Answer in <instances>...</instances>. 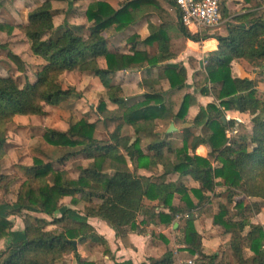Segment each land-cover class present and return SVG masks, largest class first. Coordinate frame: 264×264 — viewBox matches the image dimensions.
I'll list each match as a JSON object with an SVG mask.
<instances>
[{"label": "trees", "instance_id": "16d2710c", "mask_svg": "<svg viewBox=\"0 0 264 264\" xmlns=\"http://www.w3.org/2000/svg\"><path fill=\"white\" fill-rule=\"evenodd\" d=\"M71 1L44 0L29 12L26 24L0 25V31L11 33L17 28L23 33L32 54L42 64L34 82L26 80L20 85L13 77H0V184L7 179L1 173V161L8 127L17 117H41L47 106L60 107L75 98L72 88H64L65 74L79 72L99 78L106 99L99 102L97 112L103 124L110 122L115 130L110 141H100L95 137L96 123L70 114L68 130L48 129L44 133L46 148L38 150L41 157L33 158L32 165L22 168L25 181L16 201L6 215L0 214V241H8L0 251V264H68L70 256L76 264H92L83 260L73 245L100 239L85 219L102 220L122 239L130 234L146 235L151 226L172 227L179 215L182 219L176 231L181 233L178 243L183 246L179 250L190 258L196 256L195 264H264V226L253 224V216L246 214V210L259 214L264 208V95L257 81L236 77L233 71L238 61L264 70V0H243L244 12L235 15L224 6L225 35L190 32L181 24L174 0H131L119 9L107 1H94L85 12L89 28L65 26L57 37L50 36L55 29L54 3ZM150 16L158 17L160 24L148 22L146 39L138 34L129 37V53L109 50L107 36ZM208 40H216L218 48L207 54L195 88L201 97H213L215 102L200 107L192 121H183L196 101L190 94L183 96L173 115L175 121L184 124L181 144L177 145L172 133L161 138L154 131L157 119L173 113L175 102L170 95L182 91L188 80L184 66L168 62L178 58L185 42ZM154 45L157 51L152 54L149 50ZM100 61L105 68L100 67ZM157 68L159 73L154 77ZM135 69L146 72L138 84L144 94L127 102L122 87L112 84V79L119 72ZM164 82L168 91L162 88ZM225 111L249 115L251 129L233 120L224 123ZM124 127L131 129L133 136L116 135ZM143 139L148 141L146 152L141 148ZM201 145L210 149L207 158L195 154ZM79 156L89 164L74 179L62 167ZM44 158L52 161L45 162ZM160 167L163 173L159 177L139 173ZM170 175L189 177L199 188L168 182ZM217 188H222L228 200L219 205L212 222L223 229L229 241L222 256H209L204 253L196 222L201 211L211 207L206 194H216ZM65 199L73 205L84 203L80 211L83 220L63 209ZM233 204L237 215H231ZM58 212L60 218L56 217ZM24 213V230L13 239L14 223L9 218ZM51 225L60 227L62 233L49 231ZM159 238L167 250L162 259L151 260L150 264H174L175 251L169 248V240L163 235Z\"/></svg>", "mask_w": 264, "mask_h": 264}, {"label": "rangeland", "instance_id": "374dc122", "mask_svg": "<svg viewBox=\"0 0 264 264\" xmlns=\"http://www.w3.org/2000/svg\"><path fill=\"white\" fill-rule=\"evenodd\" d=\"M96 0H72L70 3H54V8L57 10L53 18L54 25H57L50 35L52 37H57L61 33L63 27L69 26H81L82 22L85 23V12L88 5L91 2ZM44 2V0H5L3 1L2 6L0 7V25L6 24L10 26H16L19 24H26L28 21V14L31 10L38 7ZM115 4H111L114 8L117 7L118 2L115 1ZM164 5V4H163ZM233 6V7H232ZM165 7V6H164ZM232 12L235 14L243 12V4H240L238 1H234L231 5ZM154 22L159 23L157 17H152ZM225 23H223L224 25ZM221 26V32L224 34L226 28ZM146 24L141 23L137 26L138 31L144 30ZM87 28V26H85ZM205 33L217 35L219 33L218 29L205 30ZM87 36V32H84ZM222 34V35H223ZM175 36V34H173ZM225 35V34H224ZM176 37V36H175ZM49 38V36H47ZM128 35H114L112 37L107 36L108 44L113 49H118L122 52L127 51L126 40ZM176 46H180V42H176ZM188 59L194 57V54H189ZM11 56H14L18 59H13ZM185 57V55L183 56ZM184 62H189L188 60ZM192 60V59H191ZM181 60H178L179 62ZM181 62V63H184ZM197 63V62H196ZM42 64L37 60L32 54L30 42L26 36L18 31L17 28L11 33L6 31H0V77H13L17 80L20 85H24L26 80L34 82L36 80V74L41 69ZM190 66L194 70L190 69ZM188 64V80L186 87L175 94L170 95L172 101L175 102L173 108V115L178 112V108L182 102L183 96L185 94H190L195 97V103L191 105V108L185 115L183 121H192L196 116L199 108V104L203 101L201 96L197 93L195 88V81L197 77L195 75L196 70H203L204 64H193V62ZM196 66V69H195ZM22 69V70H21ZM200 70V71H201ZM235 72L239 74L242 78L248 77L254 79L258 83V90L262 95H264V70L254 69L251 66H247L243 63L236 65ZM236 75V74H235ZM138 75L132 73L127 74H118L117 78L112 80L116 83H119L123 89L124 96L126 97L127 102H132L133 100L139 99L143 95V91L137 85ZM63 85L65 89L69 87L73 89V96L75 98L71 99L67 104L60 107H50L47 106L45 111L46 114L41 117H17L14 122L8 127L7 132V142L4 149V156L1 161V173L4 176H7V179L0 184V214L6 215L10 209L9 206L14 205L16 201V194L22 182L25 181L24 172L22 171L23 167L32 165L33 158L41 157L38 154V150L41 147L46 148V143L43 141V135L48 130H57V131H66L69 128L67 123L70 114H73L77 119L86 118L91 123H96L97 128L95 132V137L100 141H110V134L115 130L110 122L105 123L101 120L100 114L97 112V106L102 99H106V89L96 76L90 74H81L79 72L65 74L62 77ZM162 88L165 91H168V85L166 82L163 83ZM201 99V102L198 101ZM206 100V99H204ZM199 103V104H198ZM207 101L204 103L206 104ZM111 109L114 107L109 105ZM228 114V113H227ZM241 124H245L247 128L251 129V118L249 115L241 118ZM174 125L176 131L173 133V140H177V145L181 144L182 128L184 124L182 121L174 120V117H169L166 119H157L154 126V131L161 138L166 134L167 130L170 128V125ZM198 133V131H195ZM232 133L228 131V135ZM116 135H130L133 136V131L129 128L124 127ZM148 143L147 139H143L141 148L146 152V144ZM44 144V145H42ZM51 158H44L45 162H49ZM89 164L83 156H79L75 159L70 160L64 168L68 171L69 175L72 178H77L81 174V170L86 168ZM55 166L59 167V164L54 162ZM130 169L134 171L131 165ZM136 171V170H135ZM141 174V172H139ZM146 175H152L154 177H159L163 172L161 167L149 171H144ZM174 177H168L167 181H175ZM177 183H183L189 185L188 181L184 177H179L176 179ZM222 191V190H221ZM221 194V197L218 195ZM211 199V207H206L204 211H201V215L195 213L198 216L200 230L203 234L206 231L212 228L215 238L211 240L210 244L212 248L220 251L221 253L225 252V240L223 229L217 227L216 225H211L213 215L218 213V207L220 204L227 203V195L222 192H216V194H209ZM194 198V197H193ZM197 202V200H195ZM236 201H238L236 199ZM84 206L83 202H80L78 205H73L70 199H65L63 201V209L69 210L72 216L75 219H84V216L80 214ZM235 204H233L231 209V215H237V210L234 209ZM246 214H251L253 217L250 218V221L254 224H260L264 226V210L260 214H255L253 212L249 213L246 210ZM21 217H10V221L14 223V229L12 231V238L17 239L18 236L24 230L25 213ZM33 217L44 218L48 221H52L50 218L40 215L32 214ZM56 217H61V212L56 213ZM208 219V220H205ZM211 222H210V221ZM49 231H52L55 234H61L62 229L57 226H49ZM8 241H0V251L6 248ZM179 264V263H177ZM183 264V263H182Z\"/></svg>", "mask_w": 264, "mask_h": 264}, {"label": "crops", "instance_id": "0c3cea01", "mask_svg": "<svg viewBox=\"0 0 264 264\" xmlns=\"http://www.w3.org/2000/svg\"><path fill=\"white\" fill-rule=\"evenodd\" d=\"M96 1H107L108 3H111L112 5L115 4L114 3L115 1H117L118 2L117 4H119V5H117L116 9H119L120 5H123V4H125L131 0H96ZM234 1L235 0H232L227 5V8L229 9L230 13L233 15H235V13H233L234 11L233 12L231 11L232 7H233V6L231 7V5ZM236 1L240 2V4H243V8L245 7L243 0H236ZM243 12H244V9H243ZM238 14H240V13H238ZM152 17H156V16H150L147 18H143L138 23H136L133 26H130L129 28H127L123 32L115 34V36L116 35H122V34L126 33L128 35V38H129L135 34H138L143 40L146 39L149 36L148 22L150 21L155 25L160 24V21H159V23L154 22V20H152ZM157 19H158V17H157ZM141 23L146 24V26H145L146 29L138 31L139 33H137V26ZM80 25L81 26H87V28H89L91 26V24L87 22V19L85 20V23L83 21L82 24H80ZM54 26L56 27L57 25H54ZM223 26L226 28V23ZM218 30H219V33L217 35H222L223 33L221 32L222 31L221 27ZM224 34H226V30H225ZM112 36H114V35H112ZM112 36H110V37H112ZM125 47H127V45ZM108 48L111 51L116 50V51L122 52L118 49L111 48L109 46V44H108ZM217 48H218V43L216 40H208V41H204V42L202 41L200 43H194L191 41H187L184 43V49L179 54L178 58L175 60H172L168 63L169 64L182 65L187 69V73H188V64L190 66V63L193 62V64L195 65L198 63V61H199V64H201V63L204 64L203 61L206 59L207 54L212 52V51H215ZM127 49H128V47H127ZM149 51L152 54L156 53L157 46L154 45L152 48H150ZM122 53H129V49L125 52H122ZM189 54H194V57L191 58L192 60L187 58V56H190ZM184 55H185V57H183ZM186 58L189 62H184L186 60ZM178 60H181V61L177 62ZM181 62H184V63H181ZM241 63L248 66L247 63L242 62V61L235 62L233 65L234 75L236 74L235 76L240 77V78H242V77L239 74H237V72H235L234 69H235L236 65L241 64ZM100 67L105 68L104 61H100ZM190 69L194 70V68H192L191 66H190ZM195 69H196V66H195ZM200 70L201 69L196 70V72H195L197 80L200 79L202 77V74H203L202 73L203 70H201V71ZM120 73L122 75L123 74L130 75L132 73H134V74L136 73L138 75V78L136 80L137 85L146 76L145 70L135 69V70H128V71L119 72L114 76V78H117V75ZM158 73H159V68L153 70V76L154 77H156L158 75ZM113 80H112V84L120 85L119 83H116ZM143 94H144V92H143ZM124 98H125V100H127L125 96H124ZM201 99L203 100L202 102H201ZM201 99L198 100L201 102L200 104L198 103L199 108L200 107H206L209 103L215 102L213 97H201ZM204 99H206V100H204ZM206 101H207V103L204 104ZM199 108H198V111H199ZM244 116H246V114H240L238 112L226 111L224 113V117H222V120H223V118H225L224 123H227L231 120H233L237 123H242L240 121L242 120L241 118H243ZM169 117H174V116H172L169 113V115H167V118H169ZM174 120H175V117H174ZM166 134H168V133L166 132ZM230 136L231 135H228V137H230ZM209 152H210V149L208 146L201 145L197 148L195 154L198 156L207 158ZM140 172H141V175H143V176H147V177L151 176V175H146V173H144V171H140ZM172 176L174 177L173 179L175 181L172 180V181H168V182H173L177 185H184L185 187H187L189 189L199 188L198 183L194 182L189 177H184V180L186 179L188 181V183L190 184V187H189V185H185L183 183H177L176 182V179L178 178L179 175H170L169 177H172ZM221 190H222V188H217L216 192H220ZM209 194H211V193H207L206 195L209 196ZM195 200L196 199L193 198L194 202H196ZM175 203L177 204V201H175ZM263 210H264V208H263ZM194 215L196 216V214H194ZM198 219L199 218L197 217V220ZM205 220H208V219H205ZM85 221L87 224H89L92 227L95 234L100 238L99 241H96V242L88 240L84 244H78L77 245V247H76L77 252L80 254L81 258L83 260H85L86 262H89L92 264H150L151 260L157 261V260L162 259L166 250H167L166 244L159 238L160 235H163L170 242L169 248H171L175 251V257L176 258H175L174 264H177V263H179V264H182V263L183 264H190V263L195 264L194 261L196 259V256L193 258H190V257H188V254L186 252H180V250H179V249H182L183 246L179 245V243H178V241L181 237V233H180V231H178V232L176 231L179 227V220H177V219L174 221V224L172 227H165V226H161V225L160 226H151L148 229L149 233H147L146 235L130 234V235H128L122 239L117 238L115 231L113 229H111L105 222H103L100 219L89 218V219H85ZM212 223L213 222H211V225H213ZM196 226H197L198 232L202 235V246L204 249V253L206 255H209V256L214 254V253H217L218 255L222 256V253L220 251L215 250L214 248L211 247V245H209L211 240L216 237L215 234L213 233L214 231H212V228L210 230L206 231L205 234H203L202 231L200 230L199 221L196 222ZM217 227H219V226H217ZM153 233L155 234V236H153ZM223 233H224V231H223ZM224 237H225L224 242H225V245L227 247V243L229 241V236L224 233ZM225 251H226V248H225ZM247 255L250 256L251 253L247 252ZM67 262H68V264H76L73 256L68 257Z\"/></svg>", "mask_w": 264, "mask_h": 264}, {"label": "built area", "instance_id": "2783aa9c", "mask_svg": "<svg viewBox=\"0 0 264 264\" xmlns=\"http://www.w3.org/2000/svg\"><path fill=\"white\" fill-rule=\"evenodd\" d=\"M232 0H174L181 24L190 32L219 29L223 23L222 8ZM205 65V60L203 61ZM226 112V111H225ZM224 112V113H225ZM188 216L186 215L185 218ZM177 220L182 219L179 215ZM191 264V263H190Z\"/></svg>", "mask_w": 264, "mask_h": 264}, {"label": "water", "instance_id": "95a60500", "mask_svg": "<svg viewBox=\"0 0 264 264\" xmlns=\"http://www.w3.org/2000/svg\"><path fill=\"white\" fill-rule=\"evenodd\" d=\"M223 121L225 122V118H223ZM176 131V128L174 127V125L172 124L171 126H170V128L168 129V131H167V133L168 134H171V133H173V132H175ZM177 226V225H176ZM73 245L75 246V248L77 247V244L75 243V242H73Z\"/></svg>", "mask_w": 264, "mask_h": 264}]
</instances>
